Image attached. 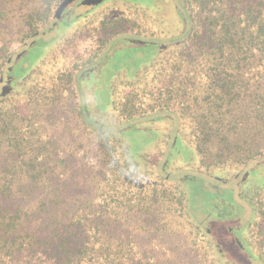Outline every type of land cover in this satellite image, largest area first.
Instances as JSON below:
<instances>
[{
  "label": "trees",
  "instance_id": "trees-1",
  "mask_svg": "<svg viewBox=\"0 0 264 264\" xmlns=\"http://www.w3.org/2000/svg\"><path fill=\"white\" fill-rule=\"evenodd\" d=\"M65 1L21 0L20 49L0 40V264H230L191 218L195 182L249 204L264 264V0Z\"/></svg>",
  "mask_w": 264,
  "mask_h": 264
},
{
  "label": "rangeland",
  "instance_id": "rangeland-1",
  "mask_svg": "<svg viewBox=\"0 0 264 264\" xmlns=\"http://www.w3.org/2000/svg\"><path fill=\"white\" fill-rule=\"evenodd\" d=\"M20 1L10 3L7 7L4 22V31L7 34L13 31V37H2L4 41L11 40L9 47L16 51L20 49L21 43L17 40L21 37L25 18L22 17L20 11ZM145 8H152L155 0H122ZM76 5V4H75ZM73 5L66 14L64 23L55 32L52 42L58 39L60 35L72 31L89 10L87 7L77 8ZM13 38H17L13 39ZM54 43V42H53ZM52 43L39 42L35 48L29 51L23 63H27L30 67H34L49 52ZM1 46V45H0ZM136 51L125 50L120 53L112 62L115 69L125 63ZM128 58V59H127ZM110 100V92H102V104L106 107V103ZM131 140V138H130ZM133 140V141H132ZM131 140L135 149H140L149 145L145 138L133 135ZM152 143V142H151ZM186 191L189 198L190 215L195 224L206 229L212 236L215 250L230 264H261L259 258L247 244V233L249 224L255 219L253 210L247 202L236 200L235 197L227 198V191H203L198 182L195 184H186ZM264 230V228H262Z\"/></svg>",
  "mask_w": 264,
  "mask_h": 264
},
{
  "label": "water",
  "instance_id": "water-1",
  "mask_svg": "<svg viewBox=\"0 0 264 264\" xmlns=\"http://www.w3.org/2000/svg\"><path fill=\"white\" fill-rule=\"evenodd\" d=\"M71 1H73V0H66V1L61 5V7L59 8V10H58V14L61 12L62 8H63L66 4H68L69 2H71ZM87 2L89 3L90 1H87Z\"/></svg>",
  "mask_w": 264,
  "mask_h": 264
}]
</instances>
